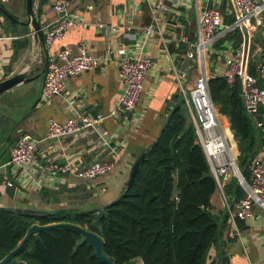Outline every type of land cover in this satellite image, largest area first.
Returning <instances> with one entry per match:
<instances>
[{"label":"crops","instance_id":"crops-1","mask_svg":"<svg viewBox=\"0 0 264 264\" xmlns=\"http://www.w3.org/2000/svg\"><path fill=\"white\" fill-rule=\"evenodd\" d=\"M18 2V11L12 12L4 7L6 0H0L4 9V12L0 10V82L24 71L29 80L0 95V162L10 151L18 132L43 139L50 119L64 122L80 114H109L124 88L118 76L121 42L141 46L153 65L145 77L144 91L134 113L138 122L121 123L108 118L100 126L111 135V148L114 149L96 148L97 136L92 131L65 137L58 143L44 141L38 148L36 162L40 173L47 161L72 160L76 167L106 161L113 165L107 175L79 179L69 174L63 177L64 184L59 187L44 186L40 191H33L17 184L8 187L5 169L0 163V208L14 212L31 209L44 214L58 209L100 211L117 199L135 161L157 140L168 111L174 105V95L181 90L188 92L201 73L198 62L189 60L186 54L190 45L197 41L198 14L204 6H214L223 15V25L216 35L211 54L205 59L207 73L221 72L225 59L238 50L235 47L237 38L231 39L228 28L229 20L233 19L231 0H189V7L171 9L155 16L143 0H70L69 12L77 25L66 32L63 41L51 46L35 37L32 27L27 24L25 0ZM53 3L54 0H34V14L42 31L56 19ZM97 24H102L103 28H98ZM146 26L153 27L156 33L148 44H142V29ZM128 28L129 34L136 38L133 41H127L123 36ZM240 42V48L245 49L242 35ZM80 47L93 56L113 53L99 69L68 77L64 83V97L44 99L41 89L46 65L55 60L58 49L65 48L75 54ZM246 50L248 62L249 58L259 62L264 56L263 38L257 36L253 46L246 44ZM235 85L241 91L239 79ZM214 107L221 130L230 138L237 164L240 152L229 118L220 112L218 104ZM247 117L252 131L249 161L264 160V110L261 108L255 117ZM118 141H123V145L116 146ZM233 178L234 174L230 173L223 181L222 191L218 188L212 195L210 210L214 215L226 213L223 196L227 203L235 202L236 194L231 186ZM240 225V238L226 240L222 236V243L210 250L205 264H264V212L253 208L249 218ZM140 263L139 260L136 262Z\"/></svg>","mask_w":264,"mask_h":264},{"label":"trees","instance_id":"trees-1","mask_svg":"<svg viewBox=\"0 0 264 264\" xmlns=\"http://www.w3.org/2000/svg\"><path fill=\"white\" fill-rule=\"evenodd\" d=\"M0 10L4 12L1 6ZM230 34L231 39L237 38L235 47L240 49V31ZM253 60L249 58L251 75H255ZM238 88L229 87L222 78L209 81L212 102L228 116L237 141V166L248 177L252 131ZM173 100L132 184L102 209L105 214L96 226L92 223L98 211L58 209L36 215L0 208V259L20 244L31 226L69 224L98 235L103 254L114 264H136L138 260L140 264H205L210 250L222 243L228 216H217L210 210L216 182L180 91ZM231 186L236 202L243 192L236 178ZM80 237L70 226L41 231L39 240L31 236L15 258L26 264H105L91 256L93 249L87 242L74 249Z\"/></svg>","mask_w":264,"mask_h":264},{"label":"built area","instance_id":"built-area-1","mask_svg":"<svg viewBox=\"0 0 264 264\" xmlns=\"http://www.w3.org/2000/svg\"><path fill=\"white\" fill-rule=\"evenodd\" d=\"M152 16L179 7H189V0H143ZM233 22L228 28L239 30L252 45L260 35L264 40V0H231ZM70 0H54L52 9L56 19L46 25L42 31L44 43L51 46L64 40L66 32L77 25L76 20L69 12ZM223 25V15L214 6H204L197 20V41L190 45L186 54L189 60L198 62L201 73L188 91L181 90L189 118L193 124L199 145L205 155L217 189L222 191L223 181L230 173L234 174L243 196L233 204L224 205L228 221L224 230L226 240L240 238V223L246 221L253 208L264 212V160L254 159L248 166L249 176L244 177L236 164V155L230 144V138L221 130L214 104L209 93V81L222 78L229 87H233L239 79L241 83V99L246 114L250 117L258 115L261 108L264 110V56L255 64V75L248 71V51L244 47L225 59V66L221 72L207 73L204 63L211 54L216 35ZM103 28L102 24H97ZM113 29L114 27H110ZM124 34L127 41L135 40V36ZM142 44H148L155 35L153 27L142 29ZM113 52L105 56H93L84 47H80L73 54L68 49H58L54 61L49 62L44 70V79L41 95L44 99L64 97L65 80L76 77L84 72L99 69L109 60ZM264 53V52H263ZM118 76L124 86L114 109L109 114H80L75 118L60 122L54 119L48 121L45 137L37 139L25 132H18V137L9 151V166L12 180L23 189L40 191L44 186H61L63 177L74 175L79 179H95L110 173L112 163L97 161L85 167H76L72 160L62 163L47 161L38 171L36 155L38 148L44 141L60 142L63 138L74 136L86 131H92L97 136L95 147L111 148L112 137L100 126L108 118H114L121 123L135 124L138 117L134 116L140 96L144 91L145 77L153 65L151 58L138 44L121 42L118 46ZM259 82H263L259 85ZM73 104L72 101L69 102ZM123 141L116 142V146L123 145ZM114 149L113 147L111 150ZM239 172V173H238ZM45 173H49L46 175ZM38 175V176H37ZM14 182L6 180L8 187Z\"/></svg>","mask_w":264,"mask_h":264},{"label":"water","instance_id":"water-1","mask_svg":"<svg viewBox=\"0 0 264 264\" xmlns=\"http://www.w3.org/2000/svg\"><path fill=\"white\" fill-rule=\"evenodd\" d=\"M25 8H26V15L28 20V25H30L34 31L35 37L39 39H43V34L41 27L39 23L37 22V19L34 14V0H25ZM246 38V37H245ZM246 44L247 40L245 39V50H246ZM28 74L26 71L21 72L17 75H14L13 77L6 79L4 81L0 82V95L4 93L5 91H8L12 88H14L16 85H18L21 82L28 81ZM150 148L143 153L134 163V165L131 168L129 179L126 183V189L130 187V185L133 182L134 175L137 172L141 162L144 160L146 155L149 153ZM9 162V152H7L4 157L1 160V165L4 166L5 173L7 176V179L14 182L10 176V166L8 164ZM239 173V172H238ZM14 184H16L14 182ZM13 211V209L11 210ZM18 212L22 213H30V214H36V215H42L44 212L37 211L36 209L31 210H18ZM105 214L104 210L98 211L94 215V220L92 225L96 226L98 224L99 219ZM57 226H70L72 228H75L80 234L81 237L76 241L75 250L81 246L84 242H87L93 249L91 256H94L96 259H98L100 262L105 264H114L108 257H106L102 252V239L96 235L95 233H92L86 229H82L80 227L69 225V224H60V225H47V226H40V225H33L31 226L24 239L20 242V244L10 253H8L6 256L0 259V264H26L25 262L18 260L15 258L16 254L24 247V244L26 241L31 237L35 236L37 240H39V232L46 231L52 228H55Z\"/></svg>","mask_w":264,"mask_h":264},{"label":"rangeland","instance_id":"rangeland-1","mask_svg":"<svg viewBox=\"0 0 264 264\" xmlns=\"http://www.w3.org/2000/svg\"><path fill=\"white\" fill-rule=\"evenodd\" d=\"M1 4V3H0ZM5 8H8L12 12H17L19 8V2L18 0H6V3L4 4Z\"/></svg>","mask_w":264,"mask_h":264}]
</instances>
